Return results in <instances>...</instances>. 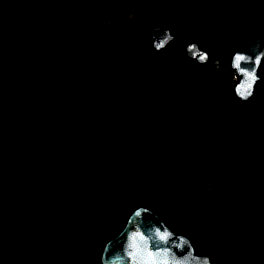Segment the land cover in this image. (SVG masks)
I'll use <instances>...</instances> for the list:
<instances>
[{"label": "trees", "instance_id": "1", "mask_svg": "<svg viewBox=\"0 0 264 264\" xmlns=\"http://www.w3.org/2000/svg\"><path fill=\"white\" fill-rule=\"evenodd\" d=\"M4 2L2 8L12 6L13 10L8 13L23 14L26 20H32L39 13L27 2ZM72 13L68 5L51 14L60 23L55 29L57 34L63 32L68 36L78 27ZM107 30L127 54H132L135 47L148 46L146 34L141 30L115 25ZM35 31L45 35L40 29H30L24 63L29 65L35 58L34 65L40 66L44 48L31 37ZM261 37L264 36L258 38ZM187 38L194 39L193 36ZM183 39L184 35L175 44L182 54ZM199 42L208 49L202 40ZM103 55H97L98 59L102 60ZM213 71L216 74L209 78L191 81L182 72H175L171 77L161 76L151 94L134 100L128 97V106H115L111 98L93 100L90 94L77 98V103H82L88 110L101 113L100 122L90 118L85 122L91 137L100 140L109 137L118 147L137 142V149L145 150L152 149V141H148L146 132L153 136L156 129V124L148 126L146 115L154 110L164 112L165 106L175 102L172 106L174 121L166 139L167 153L151 162L140 163L135 158L122 160L109 170L112 178L109 184L102 183L100 174L88 173L81 164L77 149L91 139L82 141L77 136L83 129L81 124L61 138H38L36 144L18 148L15 140L23 136L24 131L16 129L12 110L16 108L20 116L22 90L18 91L21 87L15 83L1 85L0 264H101L95 243L83 238L72 250V246L65 247L60 236L70 229L81 231L84 224L92 225L102 216L95 207L93 195L100 188L109 186L121 195L115 203V212L123 202L134 207L139 201L134 202L141 199L142 205L169 220L165 212L188 205L186 215L189 221H176L171 226L188 236L197 252L214 254L219 264H264V63L262 81L254 97L243 103L247 106L246 111L237 115L232 129L240 144L237 150L232 149V141L223 137L224 133L217 128L211 132L216 115L228 113L234 101H238L233 93L228 95L224 90L226 85L234 83L229 64ZM58 99L63 100L62 97ZM195 109H203L209 114L203 124L192 122L190 115ZM32 112L33 118L40 119L35 109L32 108ZM129 115L140 122L128 124ZM178 139L182 143L180 161L168 162ZM160 166L167 168V176L157 188L159 202L155 209L151 198L156 186L152 174H146V169L160 173ZM70 168L81 172L84 182L70 185L56 179L62 171ZM184 175H187L185 186L179 180ZM218 180H223L225 186L218 188L214 196H205L204 189ZM38 234L42 235L41 239Z\"/></svg>", "mask_w": 264, "mask_h": 264}, {"label": "rangeland", "instance_id": "2", "mask_svg": "<svg viewBox=\"0 0 264 264\" xmlns=\"http://www.w3.org/2000/svg\"><path fill=\"white\" fill-rule=\"evenodd\" d=\"M73 1L19 0L29 3L39 11L32 20H26L23 14L14 11L8 13L12 6L2 8L5 2L0 0V86L15 83L21 87L18 91L22 90L19 102L22 109L19 111L20 116L17 114L14 120L16 129L24 131L23 136L58 139L66 133H72L81 124L83 129L77 136L83 141L91 137L86 131L85 122L88 118L100 122L101 116L100 111H90L82 103H77V98L84 94H90L93 100L111 98L115 106H128V97L134 100L133 98L151 94L161 76L171 77L175 72H182L191 81L216 74L214 69L208 66H198L185 59L176 45L153 57L149 46L135 47L132 54H127L107 30L110 26L141 30L143 34L147 33L145 40L148 42L152 24H178L186 19L185 26H175L178 34H183L189 29L195 40H202L208 46V51L221 59L223 66L228 64L231 50L237 44L264 36V0H211L209 10L196 21L189 17V5L193 0H160V3L149 0L147 6L145 0H80L82 9L72 13L73 21L78 27L71 30L68 36L63 32L57 34L55 29L60 23L51 17V14L61 7H71ZM34 28L45 32L44 35L35 31L31 35L35 43L44 48L40 66L34 65L35 58L30 60L29 65L24 63L28 54L26 44L30 39L29 31ZM72 53L76 55L71 56ZM102 53L103 59L99 60L97 55ZM163 86L166 88V84ZM232 86H225L224 90L228 95L232 93ZM56 95L63 100H59ZM174 103L165 106L164 112L154 110L148 115L145 114L148 126L156 124L153 136L146 132V138L152 141V148L158 141L169 137V130L174 121ZM32 108L40 119L32 117ZM246 108V104L234 101L228 113L219 112L216 115L211 128V132L217 128L219 132L224 133L223 137L232 141L233 150H237L240 144L232 129L237 115L245 112ZM141 113L142 111L140 116ZM190 116L192 122L202 124L209 118V114L203 109L193 110ZM136 120V117L129 115L128 124L140 122L139 119ZM176 142L177 147L171 150L168 162L180 161L182 143L179 139ZM138 147L137 142L134 145L118 147L109 137L100 140L92 136L84 144H80L77 152L85 170L92 175L100 174L102 183L109 184L112 180L109 170H112L115 164L119 165L122 160L136 159L137 153L145 150L137 149ZM146 170V174H152L150 176L156 186L151 200L153 207L157 209V188L166 180L167 168L160 166V173ZM186 176L179 179L183 186L186 185ZM56 179L75 185L84 182L85 178L81 176V172L70 168L62 171ZM222 186H225V182L218 180L211 187L204 189L203 194L207 197L214 196ZM93 196L95 207L102 212V216L94 222L95 224H84L81 231L70 229L67 234H62L60 239L65 247L72 246L73 250L79 246V240L85 238L98 246V258L102 246L123 229L128 215L143 203L138 199L134 202L139 201L138 204L133 207L130 203L123 202L119 206V211L127 213L123 215L114 211L115 203L121 195L111 186L100 188ZM188 211V205L175 208L171 213L173 217L169 219L170 225L173 224L172 221H189L186 215ZM38 237L41 239L42 235L38 234Z\"/></svg>", "mask_w": 264, "mask_h": 264}, {"label": "water", "instance_id": "3", "mask_svg": "<svg viewBox=\"0 0 264 264\" xmlns=\"http://www.w3.org/2000/svg\"><path fill=\"white\" fill-rule=\"evenodd\" d=\"M210 0H195L190 6V16L197 19L208 9ZM82 2L71 4L72 12H79ZM151 51L159 53L177 39L169 23H157L149 31ZM185 58L198 66L211 69L221 68L220 60L201 47L196 40L182 44ZM264 63V37L254 38L237 44L230 54L229 67L234 83L232 93L241 103L249 102L262 81L261 69ZM18 110H12V121ZM37 137L20 136L15 140L18 148L32 146ZM168 141H158L152 149L137 153L138 162L156 161L167 153ZM101 264H219L212 253L197 252L190 238L174 232L160 217L146 205L134 209L126 219L123 229L101 248Z\"/></svg>", "mask_w": 264, "mask_h": 264}, {"label": "flooded vegetation", "instance_id": "4", "mask_svg": "<svg viewBox=\"0 0 264 264\" xmlns=\"http://www.w3.org/2000/svg\"><path fill=\"white\" fill-rule=\"evenodd\" d=\"M75 1V0H74ZM73 1V2H74ZM80 1V0H79ZM147 1H149V0H145V6H147ZM153 1H156V3L157 2H161L160 0H153ZM195 0H193L191 3H190V5H189V17L191 18V16H190V6H191V4L194 2ZM72 2V3H73ZM210 5H211V0H210V3H209V6H208V9L205 11V12H203L197 19H192L191 18V20H193V21H196V20H198L199 18H201L208 10H209V8H210ZM179 7V6H178ZM179 10V9H178ZM182 21H184V22H180L183 26H185V24H186V19H183ZM180 23H178V24H173V25H171L172 27H173V29H174V31H175V33H176V35H177V39H176V41L174 42V43H172L168 48H166L165 50H162L161 52H159V53H154V52H152L151 51V45H150V39H149V33H148V46H149V49H150V52H151V56L153 57V56H155V55H158V54H160V53H162V52H165L166 50H168V49H170L173 45H175L176 44V42L179 40V38L182 36V35H184V39L182 40V42H181V50H182V44L186 41V40H195L196 38L194 37V39H191V38H187V37H190V36H193V35H191L190 34V30L188 29V31H186V32H184L183 34L182 33H180V34H178V32H177V28H175V26H179V25H181ZM154 24H157V23H154ZM154 24H152V25H154ZM151 25V26H152ZM151 28V27H150ZM149 31H150V29H149ZM188 32V33H187ZM147 34V33H146ZM197 40H199V39H197ZM196 40V41H197ZM199 42V41H198ZM199 44H200V42H199ZM202 47V46H201ZM234 48V47H233ZM205 49V48H204ZM206 50H208V49H206ZM233 50V49H232ZM231 50V51H232ZM231 54V53H230ZM184 55V54H183ZM215 56V55H214ZM185 57V56H184ZM216 57V56H215ZM218 58V57H217ZM186 59V58H185ZM219 60H220V63H221V67L223 66L222 65V61H221V59L220 58H218ZM229 59H230V55H229ZM229 59H228V64H229ZM189 61V60H188ZM192 62V61H191ZM194 63V62H193ZM203 67H206V66H203ZM209 68V67H208ZM171 213L172 212H170V210H168L167 212H165V214H166V216L167 217H169V219H170V217H173V216H171ZM160 219L169 227V228H171L174 232H177L171 225H173V224H171L170 225V220H165V219H163L162 217H160ZM173 223L174 222H176V221H172ZM178 233V232H177Z\"/></svg>", "mask_w": 264, "mask_h": 264}]
</instances>
